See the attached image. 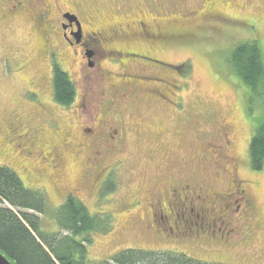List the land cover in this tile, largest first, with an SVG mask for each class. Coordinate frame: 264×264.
Wrapping results in <instances>:
<instances>
[{"label": "rangeland", "instance_id": "obj_1", "mask_svg": "<svg viewBox=\"0 0 264 264\" xmlns=\"http://www.w3.org/2000/svg\"><path fill=\"white\" fill-rule=\"evenodd\" d=\"M200 2H155L154 10L160 17L168 14L172 6L176 9L174 16L176 12L185 16L176 25L162 20L151 28L161 27L162 32H176L183 37L168 43L147 42L133 35L137 29L131 23L128 33L121 29L122 37L112 39L115 48H130L153 58L145 62L156 69H145L142 73L164 82L160 93L165 103L151 98L138 106L139 112L123 114L128 129L122 152L106 157L109 163L122 160V169L110 177L115 185L108 183L100 190L96 181L83 180L79 175L70 148L76 138L72 132L76 109L74 113L72 109L66 112L54 100L48 51L33 38L30 24L6 17L4 0H0V167L15 172L26 188L40 192L48 213L72 196L92 214L109 216L111 228L107 233L95 234L89 246L92 262L108 261L124 249L141 248L181 253L209 264H264V166L253 171L248 159V145L260 111L249 102L248 91L238 81L230 61L237 44L257 41L264 49V0H236L232 6H219L217 17L187 16ZM85 3L103 12L94 27L125 26L126 22L138 19L139 13L147 17L149 11L144 0H85ZM107 67L117 70L110 64ZM91 86L97 89L99 85L93 82ZM33 93L38 95L41 105L35 104ZM77 97L78 93L64 107L74 102L76 105ZM13 117L35 128L37 144L58 156L56 174L37 150L28 154L19 146L20 141L14 140L15 136L9 132ZM67 134L70 136L66 137ZM223 141L230 144V154L226 152L223 156L233 157V162L223 165L218 158L202 160L206 149L221 146ZM229 165H233L229 168L236 180L244 181L254 202L253 219L258 227L251 226L249 236L240 232L237 217L223 215H217L215 228L211 229L216 231V239L210 242L201 240L209 239L206 235L182 241L174 235L145 230L148 209L143 198L150 192L149 187L160 192L174 182L193 180L203 182L208 190L221 192L228 186L225 169ZM137 198L143 199L141 205H134ZM192 221L200 226L201 215ZM42 228L57 230L50 213L44 216ZM221 232L224 238L229 235L227 243L217 241Z\"/></svg>", "mask_w": 264, "mask_h": 264}, {"label": "flooded vegetation", "instance_id": "obj_2", "mask_svg": "<svg viewBox=\"0 0 264 264\" xmlns=\"http://www.w3.org/2000/svg\"><path fill=\"white\" fill-rule=\"evenodd\" d=\"M144 1L149 10L146 12L147 17L139 13L138 19L126 22L125 26L106 24L94 27L93 23L100 15L103 16V12L97 8L92 9L85 0H64L62 4L60 0H4L6 17L12 21L23 20L30 24L33 38L48 51L51 78L57 69L72 84L75 94L78 93L76 105L74 102L69 107L60 104L58 107L66 112L72 109V113L73 109H76L75 126L72 128L76 138L75 143L70 146L71 153L79 168L80 177L83 180L96 181L100 190L106 184H111L113 181L110 177L122 169V160L109 163L106 162V157H113L122 152L128 129L123 114L127 111L139 112L138 106L151 98L164 102L160 93L164 82L153 77L154 75L142 73L145 69H156L145 62L152 61L153 58L130 48H115L112 39L122 37L124 30L121 29L125 28L128 33L131 23L137 29L133 35L146 39L147 42L168 43L176 37H183L176 32H162L161 27H151L162 20L176 25L177 20L185 15H177L176 12L174 16L176 9L172 6L168 9V14L160 17L154 10L158 0ZM173 1L169 0L171 3ZM235 2L236 0H201L197 9L189 11L186 15L200 16L201 19L217 17L220 16L217 7L232 6ZM108 64L116 66L117 70L111 71V67H107ZM50 82L53 87L52 79ZM93 82L99 85L97 89L91 86ZM33 97L37 100L35 104L41 105L36 93H33ZM51 126L57 128L54 123ZM9 130L12 137L15 136L14 140L20 141L19 146L24 148L25 152L31 154L37 150L46 166L50 167L54 174L58 172V156L43 150L37 144L35 128L25 125L19 117H13ZM226 152L230 154V144L223 141L221 146L213 145L210 151L206 149L207 157L202 160L207 162L209 159L218 158L222 160L223 165L233 162V157L223 156ZM233 165L225 169L229 182L227 188L221 192L208 190L203 186V182L194 183L193 180L168 184L169 186L162 187L160 192L149 187L150 192L143 198L146 200H134V205H141L142 200L146 203L148 210L144 218L145 230L153 234L160 232L166 236L174 235L182 241L185 238H200L206 235L210 240H201L210 242L216 239V231L211 229L215 228L217 215H223L237 217L240 232L249 236L251 226L258 227L253 219L255 206L244 181L236 180L233 169L229 168ZM218 175L219 173H216L215 177ZM195 210L198 213L195 214ZM200 215L202 222L199 226L192 219H199ZM228 238L229 235L224 238L221 232L217 241L227 243Z\"/></svg>", "mask_w": 264, "mask_h": 264}, {"label": "trees", "instance_id": "obj_3", "mask_svg": "<svg viewBox=\"0 0 264 264\" xmlns=\"http://www.w3.org/2000/svg\"><path fill=\"white\" fill-rule=\"evenodd\" d=\"M230 61L249 102L260 111L248 145L249 166L260 171L264 166V49L257 41L237 44ZM52 84L54 100L70 105L75 89L57 69ZM47 210L40 192L26 188L15 172L0 167V253L12 264H209L181 253L141 248L92 262L89 246L95 234L109 231V216L92 214L80 200L68 196L49 212L57 230L45 231L42 222L46 213L49 216Z\"/></svg>", "mask_w": 264, "mask_h": 264}, {"label": "water", "instance_id": "obj_4", "mask_svg": "<svg viewBox=\"0 0 264 264\" xmlns=\"http://www.w3.org/2000/svg\"><path fill=\"white\" fill-rule=\"evenodd\" d=\"M0 264H12L3 254L0 253Z\"/></svg>", "mask_w": 264, "mask_h": 264}]
</instances>
